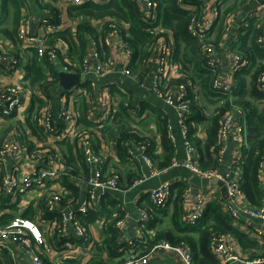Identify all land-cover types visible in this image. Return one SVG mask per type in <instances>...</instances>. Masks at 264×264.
Wrapping results in <instances>:
<instances>
[{
	"label": "built area",
	"instance_id": "1",
	"mask_svg": "<svg viewBox=\"0 0 264 264\" xmlns=\"http://www.w3.org/2000/svg\"><path fill=\"white\" fill-rule=\"evenodd\" d=\"M56 1V0H54ZM110 0H64L67 9L83 6L90 2L107 3ZM140 10L143 12V20L148 23L158 16L157 0H136ZM228 0H178L179 7L189 12L190 23L189 32L198 41V55L204 60L205 68L211 74L210 91L214 97H229L232 99L235 91L240 85L239 77H245L248 81L258 70V65L264 60L258 58L256 65H252V60L244 55L241 37L248 36V47L251 46L250 38L256 36L257 45L264 51V0H242L238 4H231V12L227 15L224 23L225 35L228 37V44L224 49V56L221 55L213 42L216 36L218 21L221 16L227 13L225 4ZM52 2V0H47ZM58 3L63 4L62 1ZM233 2V1H232ZM241 2V3H240ZM248 4L252 7L246 8ZM239 18V19H238ZM108 19V30L103 35H95L91 53L83 59L82 63H73L60 56L62 41L52 40L51 34L56 32V24L43 27L38 33H33L29 19L21 20L18 28V38L24 46L35 49L37 60L42 62L46 57L57 66L60 72L75 74L80 76V84L69 89L61 102V113L65 123V129L59 134L53 122L52 100H46L39 109L34 121L37 126L48 133L52 139L59 141L58 145L73 140L82 131L78 125L79 114L75 113L72 106L77 98L85 96L90 98L88 114L95 124L104 126L110 120L115 102L111 103L104 94L93 95L89 91L97 89V81L90 76L103 77L108 74L118 62L126 66L124 73L131 72L130 64L133 59L134 50L126 42L129 35V25L124 21ZM155 31L162 36L157 40L152 48L147 49L143 62L148 65V58L157 65L156 92L162 96L169 105H173L171 96L167 92V81L170 78L171 67H181L174 63L172 58L174 50L168 46V36L171 33L163 27H155ZM171 36L175 47V41ZM170 40V38H169ZM107 48L114 49L115 52L108 54ZM113 53L117 54L113 55ZM226 59L224 71H220L223 59ZM0 60H5V56L0 52ZM64 60V61H63ZM69 62L72 64L69 65ZM24 60L22 57H10L9 63L12 68L20 67ZM250 70L245 75L243 72ZM46 78L52 80L53 74L46 70ZM81 76L88 77L89 80L81 84ZM183 76V73L180 77ZM192 87L191 93L199 92L200 88L189 82ZM251 87V86H249ZM264 94V66L256 78V87ZM180 93L175 104L179 111L180 120L183 127V135L186 146V160L180 164L173 160L172 166L183 165L193 174L207 180L223 181L227 188V199L221 202L222 211L234 220L246 219L249 221L258 220L264 225V155L259 162V182L263 190L261 205L252 206L246 198L240 184L242 155L239 154L229 167L226 174L219 169L202 170L198 163V151L188 138V119L193 103L197 98L190 95L186 86H179ZM24 86L22 82L13 83L7 87L0 88V119L11 118L24 109ZM72 97V98H71ZM197 97V96H195ZM68 99L70 100L68 102ZM249 115L244 107L233 104L222 117L219 130V154L222 159L227 150V142L230 137L238 140L242 148L246 145L249 136ZM169 139L174 142L171 125L167 126ZM80 152L83 163L87 166L89 177H78L75 186L77 188L88 187L89 197L81 206L74 207L75 198L71 196L68 187L62 186V180L70 176L71 167L67 164L66 155L50 146L49 141L42 143H27L17 131L11 133V137L0 140V262L6 264H21L22 257L27 256L31 264H65L70 260H84L85 249L95 247V235L91 232L86 217L92 210L101 208L103 198L112 191L119 190V177L112 171L106 176L103 172V165L107 162L104 152L97 151L88 136L76 137L72 142ZM149 144L143 142L139 150L142 159L149 165L152 164L147 156ZM38 148V149H37ZM129 157H135L133 151H129ZM61 164V167L57 164ZM29 167V169L27 168ZM5 168V171H1ZM9 168V169H8ZM156 173L153 172L152 175ZM147 178V176H144ZM172 183L165 182L156 189L149 192L150 205L141 209L140 229L141 233L144 225L150 221V210L163 209L172 198ZM185 191V195H187ZM32 195L34 197H32ZM31 208L33 215L26 216V211ZM208 212V202L203 194L192 199L189 208L183 212V223L188 227H195L205 217ZM107 222L103 220L101 226L105 228ZM124 221L116 220L114 228L119 233L118 248L122 259V264H146L151 255L159 250L173 252L181 263L194 264V255L190 246L181 244L173 245L167 240H160L144 256L135 253L137 241L126 237L123 233ZM260 235L261 231H257ZM210 251L218 261V264H264L263 256L250 258L243 254L238 245L232 241L228 234H213L209 242ZM128 249L129 255H126ZM124 251V252H123ZM122 252V253H121Z\"/></svg>",
	"mask_w": 264,
	"mask_h": 264
},
{
	"label": "crops",
	"instance_id": "2",
	"mask_svg": "<svg viewBox=\"0 0 264 264\" xmlns=\"http://www.w3.org/2000/svg\"><path fill=\"white\" fill-rule=\"evenodd\" d=\"M46 1L47 0H20L21 16L18 25H20L23 18L29 19L32 32L38 33L43 29V27L51 25L54 18H56V20H60V24L56 25V32L70 30L71 34L69 39L74 41V46H79L78 27L85 19L89 26L93 29L92 33H83L84 40L86 42L85 56L91 53L95 35H103L108 30L107 20H115L111 17H105L102 19H83L80 17L72 18L69 15L67 6L64 4V0H58L62 1L63 4L58 3L57 0H52L53 3H46ZM243 1L244 0L241 2ZM238 3L239 2L235 3V0L234 2H232V0L227 1L225 4V7L227 8L226 17L232 9L229 6H231V4H235L236 6ZM252 6L253 4H248L245 6V9ZM1 11L2 7L0 1V15ZM13 12L14 11L12 10L11 15H9V25H11L13 20ZM226 17L218 21L216 36L213 38V42L217 51L223 56L225 46L229 42L224 31ZM85 20L84 22H86ZM125 23L129 25L130 29V24L127 22ZM171 36H168V46L174 50L175 47L172 43ZM60 40L62 41L60 56L69 59V61L73 63H76V61H73V59L69 57L72 46L69 45L67 41L63 39ZM0 41V51L5 55V60H0V85H6L7 87L13 83L15 84L17 82H22L25 90L24 109L19 110L18 114L11 118H3L4 120L0 119V140L2 141L10 138L11 133L13 131H17L21 134L22 139L27 143H42L49 141V144L52 146V148H59V150L63 152L67 158L69 156L68 146H71L73 157L72 162L74 165L70 166V163H68L67 159V164L71 167V171L69 172L70 176L62 180L61 184L64 187H68V189L72 192L71 196L75 198L73 205L76 208L81 206L86 200H88L89 197L88 187L77 188L75 186L77 183V178L84 177V174L87 173L85 171L86 166L82 161L80 152L72 143L74 140H76V137L88 136L92 140L95 149L97 151L104 152V154L107 155V162L103 165L104 174L108 176L112 171H114L119 177L120 189L112 191L107 195L108 197L105 204L109 208H105V211L103 210L104 207L101 206L100 209L90 211L86 217L87 221L91 213L94 212L99 213L97 218L101 216L95 221V223L89 224V226H91V232L96 237L95 247L93 250L85 249L83 253L84 260H79L77 262L80 264H103L98 263L103 260L108 264H118L121 261L122 256L119 254L120 248L114 251V254L109 253L108 250L105 249V241L107 239H111L112 237V230H110V227L115 230L114 225L116 220L122 219L124 221V226L122 229L123 233L126 237L132 239L133 241H140L141 239L146 238V235L149 236L147 238L153 239V237H155V235L162 229L172 230L173 227L170 224L169 218L167 216L160 217V215L155 213L154 215L152 214L150 221L144 225L143 231L141 233L139 232L140 211L142 208L150 205V202L146 200V197L148 196L150 200L149 192L158 188L165 182H170L172 185H183L187 188V195L184 196L182 200L183 212L189 208V205L192 203V199L195 196L201 194L205 196L208 202L209 211H211V206L213 204L219 205V207L222 209L221 202L227 199V188L223 181L216 179H203L190 172L183 165L172 166V162L169 167L163 169L159 167V164L164 160L165 151L162 143V135L160 132V120L165 119L167 126L171 125L172 127L171 133L175 139V141L172 142V145L175 148L172 161L176 160L182 164L186 160V141L183 135V127L180 120L179 111L175 105L177 103V97L180 93V90L177 83H173V81L180 78L182 74L181 70L172 66L170 78L167 81V92L171 96L172 102L174 101L173 105H169L168 102H166V100L156 92L155 86L157 84V76L155 72L157 65L154 61H150L151 59L149 60V58L147 63L148 65H144V63H142L141 67L136 72L131 71L129 74L124 73L126 66L122 62H118L114 65L113 69L103 77L93 78L90 76L89 78L97 81V89L91 90L89 87V91H91L93 95L104 94L105 97L109 98L111 103L115 102L110 120L105 123L104 126L95 124L93 119L88 114L90 98H86L85 96L79 97L72 106V108L75 109V113L77 112V114H79L78 125L82 130L88 131L90 128H92L94 131L90 132L88 135L78 129V136H76L71 141H67L58 145L59 141L52 139V137L43 129L39 128L38 126L35 129L33 128V118L36 112L41 109L46 100H52L53 122L56 131H59V134L63 129H65V123L61 113V102L67 94L64 93L68 90H63L59 81L57 84L52 83L49 94L45 93L39 85L35 86L34 88L29 87L28 81L26 79L25 67L34 57L33 51H31V48L24 46L19 38H17V41H12L10 39L0 37ZM107 52L110 54L111 52H115V50L107 48ZM113 55L118 56L115 53H113ZM12 56L22 57L24 62L20 67L12 68L10 66L9 58ZM69 61L68 63L71 64ZM41 63L44 69H48L51 74L53 73L52 70L49 69L48 65L52 64V67L55 69L57 68V66L51 62L49 57H46ZM225 64L226 59L224 58L220 67L221 72L224 71ZM58 72L61 73L60 71ZM200 75V73L197 75L198 78L194 82V85H197L196 87L200 88V90L199 92H196L194 91L195 88H193L191 95L198 99V105L203 111L199 117H204V120H193L191 123L193 124V127L197 129L196 136L204 141L208 136V129L211 124L212 117L218 114L216 108L221 107L224 102L223 99L227 97L216 98L214 95H212L210 90H203L201 85L203 80L200 79ZM89 78L81 76V84L87 82ZM239 80H241L240 77ZM248 88L251 89V87ZM69 101L70 100L68 99V102ZM255 103L263 104V101H255ZM81 104L86 106V110L82 108ZM40 105L42 106L40 107ZM194 116V110L191 107L188 121L190 119L192 120ZM83 117H85V122L82 121ZM123 132L127 134H133L132 136L136 135L137 137L122 136V134H124ZM142 139L146 140L142 141ZM144 141H149L152 144L150 152L148 151L147 154V156L150 157L152 161L151 165L147 164L141 157L142 154L139 150V147ZM192 144L196 147L194 143ZM245 146L246 145H243L241 148L238 144V140L231 136L227 142V150L224 157L220 159L219 150L216 154V157H218L219 161L221 162V168L216 169H219L223 174H226L229 170V167L239 154L242 155V160L240 162L241 168L248 159L247 150L249 148L245 149ZM129 151H133V153H135V157H129ZM57 164L61 167V164ZM27 168L29 169V167ZM1 171L4 172L5 168H1ZM153 172L156 174L152 175ZM243 173L244 169L241 168V176ZM144 176H147V178H144ZM32 197L34 196L32 195ZM171 202H169L167 206L163 208H167L170 213L172 212V206L169 207ZM207 218H209L211 221L214 219V217L210 215ZM103 220H106L107 222L105 228L101 226V222ZM154 221H157V223L154 224ZM232 225L238 232L246 235L248 240L254 242L255 245L244 248L235 234H220L230 235L232 237V241L238 245L244 255L247 254L250 258L256 256L264 257V225H262L258 220L249 221L244 218L239 220L233 219ZM257 231H261V234L259 235ZM115 232L119 237V233L116 230ZM135 249L137 250L138 254H141L144 251V248L138 245L135 247ZM124 253L126 255L130 254L128 249H125ZM118 255L120 258H116ZM21 264H31V262L27 256H23ZM146 264L184 263H181L178 260L175 253H165L164 251L159 250L154 255L149 257ZM194 264H196L195 261Z\"/></svg>",
	"mask_w": 264,
	"mask_h": 264
},
{
	"label": "trees",
	"instance_id": "3",
	"mask_svg": "<svg viewBox=\"0 0 264 264\" xmlns=\"http://www.w3.org/2000/svg\"><path fill=\"white\" fill-rule=\"evenodd\" d=\"M1 1V15H0V37L10 39L12 41H17L18 38V27L20 21V12H21V3L20 0H0ZM190 2L195 0H188ZM238 0H235L237 2ZM158 2V16L155 20L146 23L142 16L143 12L140 10L136 0H110L107 3H95L90 2L83 6L72 7L69 10V15L72 18H94L102 19L105 17L116 18L120 21H125L130 24L129 35L126 36V42H128L131 48L134 50L133 59L130 64V71L136 72L146 57L147 49L155 46L157 40L162 36L159 32L155 31V27L161 26L164 30H168L175 41V48L172 55L174 63L178 64L181 67V73L183 76L179 79L173 81L177 83L178 86L184 85L190 92L192 87L189 85V82H195L198 78L197 75L200 73V79H202V89L210 90V80L211 74L205 68L204 60L201 59L198 55L199 45L198 41L190 34L189 32V23L190 15L189 12L182 10L178 5V0H157ZM12 10L14 11L13 20L11 25L8 24L9 15H11ZM55 20V22H54ZM53 23L56 25L60 24V20L54 18ZM85 20V19H84ZM83 22L78 27V40L80 45L74 46V41L69 39L71 34L70 30L56 32L52 34V40L63 39L71 45V54L70 58L73 61H78L82 63L85 57V48L86 42L84 40L83 33L89 32L92 33L93 29L89 26L88 22ZM222 26V24H221ZM51 37V35H50ZM243 46L241 47L244 55H247L250 60H252V65H256L258 58L264 60V51L257 45L256 36L250 38L251 46L248 47V36L241 37ZM34 53L32 60L26 65V79L28 81V86L34 88L39 85L42 90L49 94L51 91V85L57 84L59 81V70L52 67V64H49V69L53 73V82L46 78V70L44 69L41 62H38L35 49H31ZM71 63V62H70ZM72 64V63H71ZM70 65V64H69ZM263 64L258 65V70L254 75H252L249 80L241 76L240 85L235 91L234 96L231 98L227 97L223 99V105L217 107V115L213 116L211 119V124L208 129V136L203 141L196 136V128L193 127L191 123L193 120H204V117H199L203 113L202 108L199 107L198 102L193 103L192 109L194 110L195 116L193 119L188 121L189 126V140L196 145L199 151L198 163L202 170H212L216 168H221V162L219 161L216 154L220 149L219 144V130L222 122V116L227 112L230 107L235 105H240L248 112L249 115V136L247 138V143L245 146L249 148L248 159L246 163L242 166L244 173L241 176L240 184L243 192L246 195L247 200L252 206L261 205L263 199V190L259 182V162L261 157L264 155V94L259 92L256 87V78L260 70L263 68ZM245 75L250 73V70H245L243 72ZM251 86V89L248 88ZM255 101H263L261 107L255 103ZM41 104V102H40ZM82 108L86 110V106L81 104ZM42 105H40L41 107ZM1 111V107H0ZM85 122V117L83 120ZM160 132L162 135V143L164 147V160L159 164L161 169L169 167L171 165L173 156H174V146L169 139L166 120H160ZM36 126V127H35ZM33 128H37V124L33 122ZM122 136H132L133 134H127L123 132ZM132 137H137L136 135ZM124 139V138H122ZM146 140V139H142ZM150 141V140H149ZM149 141H144L149 144L148 151L150 152L151 143ZM143 143V142H142ZM141 143V144H142ZM68 163L70 166H73V157H72V148L68 146ZM86 166V165H85ZM84 177H89L87 166L85 167ZM119 185V184H118ZM186 187L183 185H172V198L170 200L172 206V212L166 209L159 210H150V214L154 215L155 213L160 215V217H168L170 224L172 225V230H161L155 237L146 238L137 241V245L144 248V251L139 254V256H144L149 253V250L154 244L160 240H167L173 245L185 244L191 247L194 255V261L196 264H218L216 258L212 255L210 251V238L213 234L216 233H232L235 234L239 242L244 248L249 246H254L255 243L248 240L247 236L238 232L235 227L232 225V218L229 215H225L222 209L217 204H213L211 211L208 209V215L206 213L204 219L195 227H186L183 223V209H182V200ZM108 197V196H107ZM107 197L103 198L102 205L103 210L109 208L105 202ZM147 201L150 202L149 197H146ZM150 204V203H149ZM110 206V205H109ZM31 208L26 211V216H32ZM99 213H91L87 219L88 224L95 223V221L100 218ZM111 214V213H109ZM213 216V221L207 218L208 216ZM116 219V218H115ZM158 221V220H157ZM154 221V224L157 223ZM185 225V226H183ZM153 228V227H152ZM111 239L105 241V249L109 253L114 254L118 250V235L113 228ZM146 242V243H145ZM122 253V252H121ZM137 253V250L135 251ZM138 254V253H137ZM116 258H120L119 255ZM125 259H121L118 264H122ZM98 263L108 264L101 260ZM1 264V262H0ZM6 264H12L7 262ZM65 264H80L77 261H66ZM96 264V263H93Z\"/></svg>",
	"mask_w": 264,
	"mask_h": 264
},
{
	"label": "water",
	"instance_id": "4",
	"mask_svg": "<svg viewBox=\"0 0 264 264\" xmlns=\"http://www.w3.org/2000/svg\"><path fill=\"white\" fill-rule=\"evenodd\" d=\"M59 83L63 90L67 91L80 84V76L65 72L59 73Z\"/></svg>",
	"mask_w": 264,
	"mask_h": 264
},
{
	"label": "rangeland",
	"instance_id": "5",
	"mask_svg": "<svg viewBox=\"0 0 264 264\" xmlns=\"http://www.w3.org/2000/svg\"><path fill=\"white\" fill-rule=\"evenodd\" d=\"M233 2H234V0H232ZM240 0H238L237 2H239ZM237 2H235V3H237ZM225 16H226V12H224V14L221 16V18L222 19H224L225 18ZM4 41V40H3ZM2 41V42H3ZM1 42V41H0ZM1 52V51H0ZM3 55H4V53L3 52H1ZM5 56V55H4ZM9 86V85H8ZM4 87H6V85H0V88H4ZM261 107V106H260Z\"/></svg>",
	"mask_w": 264,
	"mask_h": 264
}]
</instances>
